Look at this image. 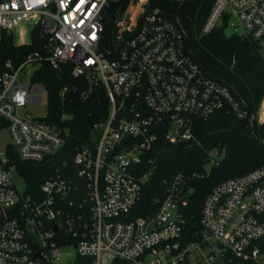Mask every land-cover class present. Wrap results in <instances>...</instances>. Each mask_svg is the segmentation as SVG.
Wrapping results in <instances>:
<instances>
[{"label": "built area", "instance_id": "1", "mask_svg": "<svg viewBox=\"0 0 264 264\" xmlns=\"http://www.w3.org/2000/svg\"><path fill=\"white\" fill-rule=\"evenodd\" d=\"M166 8L163 0H0V42L6 32L26 43L14 38L21 20L33 19L44 37L20 59L0 54V130L22 159L42 161L65 143L47 111L27 108L47 94L32 78L43 60L70 63L73 76L102 84L108 99L93 141L56 165L38 193L18 187L14 176L25 179L0 149V264H63L59 249L69 245L74 259L92 264H264V161L216 183L190 235L183 211L194 189L183 172L163 177L155 208L136 214L159 139L198 142L196 125L217 110L264 122L263 96L250 110L209 75ZM214 25L250 38L264 58V0H213L202 31ZM206 154L205 171L224 148Z\"/></svg>", "mask_w": 264, "mask_h": 264}, {"label": "trees", "instance_id": "2", "mask_svg": "<svg viewBox=\"0 0 264 264\" xmlns=\"http://www.w3.org/2000/svg\"><path fill=\"white\" fill-rule=\"evenodd\" d=\"M163 3L167 14L181 24L185 46L192 57L209 75L228 85L247 108L256 110L264 94V58L256 43L239 34H227L224 25H214L203 32L213 0H163ZM31 38L30 42L18 44L5 32L0 42V54L24 57L44 40L38 27L33 28ZM32 78L47 90L46 120L65 134L59 154L42 161L22 159L14 145H6L10 163L25 179L26 191L38 193L42 181L56 165L63 160L69 162L77 146L93 141L94 125L106 117L108 99L102 84L89 82L83 76H73L70 63L53 67L43 60ZM194 131L198 142L169 143L163 138L156 142L150 152L156 157V167L141 191L136 214L145 215L148 207L155 208V198H161L165 189L163 177L183 172L189 176L194 189L183 211L185 226L197 229L201 203L207 192L219 181L240 175L264 161V122L250 123L217 110L200 120ZM214 146L224 148V155L205 171L206 152ZM193 171L197 174L190 177ZM73 264L92 263L89 256L78 254ZM241 264L256 263L245 261Z\"/></svg>", "mask_w": 264, "mask_h": 264}, {"label": "rangeland", "instance_id": "3", "mask_svg": "<svg viewBox=\"0 0 264 264\" xmlns=\"http://www.w3.org/2000/svg\"><path fill=\"white\" fill-rule=\"evenodd\" d=\"M34 26L33 19L31 20H21L17 25L14 27V38L17 42H29L31 40V31L32 27ZM225 32L227 34L230 33V29L226 28ZM34 68V65H30V70ZM262 103H264V94ZM28 110L32 111L33 113L43 114L47 111V94L44 92L41 102L37 104H31L27 106ZM11 137L8 132V129H1L0 130V149H3L8 142H10ZM14 180L18 187L21 190L25 188V181L19 177L18 175L14 176ZM74 256H75V249L73 246L69 245L64 248L59 249V257L63 264H73L74 263Z\"/></svg>", "mask_w": 264, "mask_h": 264}, {"label": "water", "instance_id": "4", "mask_svg": "<svg viewBox=\"0 0 264 264\" xmlns=\"http://www.w3.org/2000/svg\"><path fill=\"white\" fill-rule=\"evenodd\" d=\"M2 216V212L0 211V217ZM55 229L57 230V227L55 226ZM193 230V226H190L187 230V235H190Z\"/></svg>", "mask_w": 264, "mask_h": 264}]
</instances>
